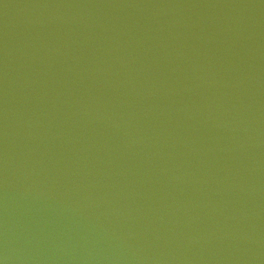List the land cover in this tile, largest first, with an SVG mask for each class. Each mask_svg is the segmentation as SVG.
I'll list each match as a JSON object with an SVG mask.
<instances>
[{"label":"water","instance_id":"1","mask_svg":"<svg viewBox=\"0 0 264 264\" xmlns=\"http://www.w3.org/2000/svg\"><path fill=\"white\" fill-rule=\"evenodd\" d=\"M5 264H264V0H0Z\"/></svg>","mask_w":264,"mask_h":264},{"label":"snow or ice","instance_id":"2","mask_svg":"<svg viewBox=\"0 0 264 264\" xmlns=\"http://www.w3.org/2000/svg\"><path fill=\"white\" fill-rule=\"evenodd\" d=\"M0 264H3V260L2 259H0Z\"/></svg>","mask_w":264,"mask_h":264},{"label":"clouds","instance_id":"3","mask_svg":"<svg viewBox=\"0 0 264 264\" xmlns=\"http://www.w3.org/2000/svg\"><path fill=\"white\" fill-rule=\"evenodd\" d=\"M3 264H5V262L3 261Z\"/></svg>","mask_w":264,"mask_h":264}]
</instances>
